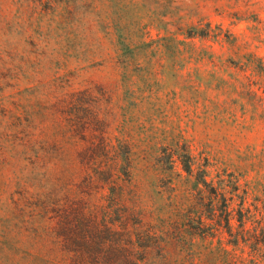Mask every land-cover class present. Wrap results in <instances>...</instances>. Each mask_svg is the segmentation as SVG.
I'll return each instance as SVG.
<instances>
[{
  "label": "rangeland",
  "instance_id": "374dc122",
  "mask_svg": "<svg viewBox=\"0 0 264 264\" xmlns=\"http://www.w3.org/2000/svg\"><path fill=\"white\" fill-rule=\"evenodd\" d=\"M102 136L129 143L133 182L152 202L184 197L206 170L230 199L234 234L243 198L261 218L264 0H0V264L54 258L36 199L79 183L78 155ZM202 210L209 242L264 264V250L235 245ZM162 215L143 221L171 236L166 262L180 261L199 218Z\"/></svg>",
  "mask_w": 264,
  "mask_h": 264
},
{
  "label": "trees",
  "instance_id": "16d2710c",
  "mask_svg": "<svg viewBox=\"0 0 264 264\" xmlns=\"http://www.w3.org/2000/svg\"><path fill=\"white\" fill-rule=\"evenodd\" d=\"M117 141L116 148L104 136L97 142H90L78 155L84 172L82 180L71 183L64 195L52 194L43 201L40 197L36 199L39 216L51 221L57 246L52 250L54 258L49 264H259L257 259L238 258L221 241L214 246L208 240L215 238L216 232H207L208 225L202 220V208L209 209L211 216L208 217H220L225 222L222 224L220 220L218 227H223L234 238L235 245L242 241L254 254L262 252L264 215L258 218L250 208L246 210V198L242 199L239 212L242 230L236 234L232 232L230 199L223 187L207 180L206 170L199 172L184 197L176 195L168 202L163 199L152 202L133 182L137 172L133 171L135 159L131 146L126 141ZM185 157L188 162L183 170L193 177L191 155L186 153ZM194 193L199 195V205L191 198ZM162 214H168L169 218H191L193 215L199 218L195 227L185 230L184 257L180 261L166 262L174 244L171 236L160 225L143 221L146 217L161 218ZM130 220L134 221L133 228ZM219 228L208 229L219 231ZM198 236L202 245L196 241ZM153 250L160 251L158 256H152Z\"/></svg>",
  "mask_w": 264,
  "mask_h": 264
}]
</instances>
